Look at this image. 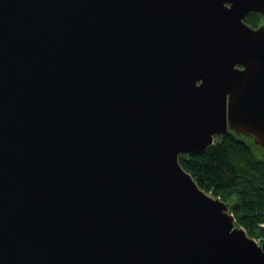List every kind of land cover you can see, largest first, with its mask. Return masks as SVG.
<instances>
[{"label":"water","instance_id":"95a60500","mask_svg":"<svg viewBox=\"0 0 264 264\" xmlns=\"http://www.w3.org/2000/svg\"><path fill=\"white\" fill-rule=\"evenodd\" d=\"M264 0H0V264H264L180 164L264 151Z\"/></svg>","mask_w":264,"mask_h":264},{"label":"trees","instance_id":"16d2710c","mask_svg":"<svg viewBox=\"0 0 264 264\" xmlns=\"http://www.w3.org/2000/svg\"><path fill=\"white\" fill-rule=\"evenodd\" d=\"M245 139L229 131L203 151L181 154L179 162L201 189L228 203L236 224L256 238L264 235V151Z\"/></svg>","mask_w":264,"mask_h":264},{"label":"flooded vegetation","instance_id":"af4514ba","mask_svg":"<svg viewBox=\"0 0 264 264\" xmlns=\"http://www.w3.org/2000/svg\"><path fill=\"white\" fill-rule=\"evenodd\" d=\"M256 14H258V13H256ZM249 15H250V14H249ZM249 15H248V16H249ZM248 16H246V18L244 19V22H245L248 26H250V27H252V28H257V27H259V26H261V25L264 24V16L258 14V17H257V19H256L255 22L250 21L249 18H247Z\"/></svg>","mask_w":264,"mask_h":264},{"label":"rangeland","instance_id":"374dc122","mask_svg":"<svg viewBox=\"0 0 264 264\" xmlns=\"http://www.w3.org/2000/svg\"><path fill=\"white\" fill-rule=\"evenodd\" d=\"M244 137V136H243ZM246 141H248L249 143H252V141H253V139L252 138H249V137H247V139H245ZM254 142V141H253ZM259 154H261L260 153V151H257ZM228 212H230V210H228ZM264 221H262V222H260V223H263ZM260 223H259V227H260ZM235 224H236V222H235ZM237 225V224H236ZM238 226V225H237ZM260 228H263L264 229V227H260ZM264 237V235H261V236H257L256 238H254L257 242H259V243H261L262 242V238Z\"/></svg>","mask_w":264,"mask_h":264},{"label":"built area","instance_id":"2783aa9c","mask_svg":"<svg viewBox=\"0 0 264 264\" xmlns=\"http://www.w3.org/2000/svg\"><path fill=\"white\" fill-rule=\"evenodd\" d=\"M261 226L264 227V222L263 223H260V227ZM261 240H264V237Z\"/></svg>","mask_w":264,"mask_h":264}]
</instances>
